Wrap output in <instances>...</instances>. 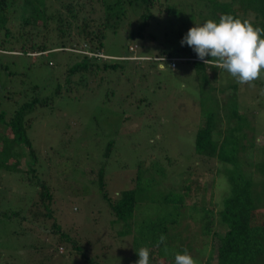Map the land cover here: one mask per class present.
Wrapping results in <instances>:
<instances>
[{"label": "rangeland", "instance_id": "rangeland-1", "mask_svg": "<svg viewBox=\"0 0 264 264\" xmlns=\"http://www.w3.org/2000/svg\"><path fill=\"white\" fill-rule=\"evenodd\" d=\"M164 1H161L163 5L166 4ZM168 1L167 5L182 10L186 0ZM202 9V6L198 7L205 16L200 18L201 24L211 19L210 6L205 8L206 12ZM180 14L158 15L145 30L143 38L130 39L129 33L137 26L132 14L116 33L107 34L102 53L124 57L131 55L127 47L134 45L135 55L156 57L179 31ZM11 23L12 28L19 26L15 19ZM3 49L0 50V115L5 116L4 120L7 121L35 94L43 99L50 97L51 103L36 108L30 115L33 121L27 137L34 149V160L30 158L27 167L25 165L24 176L20 172L0 170V264H67L68 252L61 253L53 242H45L48 239L44 235L45 226L30 221L33 218L24 220V214H28L36 200L38 181L46 184L54 194L57 210H53V219L63 226L76 228L74 233L81 238L110 239L109 221L113 217L98 187L97 171L102 168L104 189L109 196L115 197L132 186L131 178L137 173L138 166L145 174L153 167L155 172H161L156 174L157 179L143 180L144 185H152L153 193H178L184 184V168L190 166L195 172L188 179L185 192L192 201L201 202L204 195L208 198L211 178L215 177L212 205L215 210L221 208L229 185L225 182L226 174L218 175L215 168L222 170L226 163L214 160L207 164L192 155L195 129L202 118L197 111V79L190 63L178 61L174 69L167 65L157 69L150 62L139 59L119 62L124 71L106 72L94 80L79 74L67 80L66 68L77 61L67 51L50 50L44 54L33 52V55L28 50L25 54L14 44H6ZM222 77L220 81L225 83L224 78L231 76L225 72ZM254 83L255 87L239 84L238 101L245 106L242 110L245 117L249 121L251 116L256 119L258 141H264V79ZM214 137L218 140L217 135ZM3 138L7 142V135ZM109 141L114 142V150L105 159ZM19 149L24 151V158L19 154H8L6 160L14 157L24 162L29 157L27 150L22 145ZM30 168L32 171L28 173ZM248 169L254 170L253 167ZM147 195L138 201V219L144 217L147 220L160 214V207L150 200L151 194ZM12 212L19 213L20 217L11 218L9 222L4 215ZM170 235L173 236L172 231L169 232L171 239ZM127 241L124 237L126 246L122 249L113 245L112 251L102 257L104 264H133L135 245L132 248ZM172 241L180 251L175 240ZM105 242L112 244L111 240ZM27 244H31L37 254H33ZM195 252L198 250L194 249L193 258L199 260L200 254ZM155 260L156 253L152 250L150 264H155Z\"/></svg>", "mask_w": 264, "mask_h": 264}, {"label": "trees", "instance_id": "trees-1", "mask_svg": "<svg viewBox=\"0 0 264 264\" xmlns=\"http://www.w3.org/2000/svg\"><path fill=\"white\" fill-rule=\"evenodd\" d=\"M161 1L0 0V50L4 51L3 46L6 44H14L25 54L28 50L31 54H44L50 50L67 51L77 58L65 70L67 80L76 74L94 80L106 72L124 71V66L119 62L136 61L130 59L131 57L150 62L157 69H161L159 66L163 63L157 60L160 57L179 59L173 68L168 61H164L171 69L176 68L178 61L190 63L197 79V111L202 118L195 129L192 155L207 164L214 160H218L220 164L226 163L222 170L221 167L215 168L218 175L226 174L229 185L228 194L221 200V208L215 210L212 205L215 177L211 178L212 186L208 198L204 195L201 202L192 201L191 196L185 192L186 183L195 172L190 166L184 168V184L178 193H153L150 190L152 185H144L143 180L149 177L157 179L156 174L161 172H155L153 167L145 174V171H141L142 167L138 166L137 173L131 178L132 186L123 189L115 197L109 196L104 189L102 168L97 171L98 187L113 217L109 221L110 239H105L111 240L112 244H106L104 238L97 236L81 238L74 233L76 228L57 223L52 214L56 209L54 194L43 182H37L36 200L28 214H24V220L33 218L30 221L45 226L44 235L48 238L45 242H53L61 253L67 251V264H74L75 261L78 264H104L102 257L112 251L113 245L121 246V249L126 246L123 243L124 237L128 238L127 245H132V248L135 245L133 264L139 259L137 252L141 247H147L150 252L154 250L155 264H174V255L183 253L184 249L192 257L194 249L198 250L195 252L200 254L198 264H264V141H258L257 121L252 116L249 121L242 111L245 106L238 101L239 84L232 77L224 78L225 83H221L220 79L226 71L204 65L192 48L180 43L188 29L200 25L201 17L204 19L205 16L198 11L199 6L203 7V12L210 6L209 17L216 22H219L222 15H231L241 20H250L254 27L264 28V0H189L190 3L186 0L182 10L167 5L168 0L164 1L165 5ZM178 12L181 13L179 31L172 35V42L161 49L156 57L135 55L129 49L134 45L127 47L131 53L128 56L111 57L102 53L107 34L116 33L132 14L137 26L129 33L130 39L143 38L145 30L156 16L163 13L168 16L177 15ZM14 19L19 22L17 28L11 27ZM85 51L91 55L84 53ZM99 54L107 58L99 57ZM99 60L102 61L101 64L98 63ZM68 88L71 89V86ZM228 90L229 95L226 96ZM50 103V97L43 99L35 94L7 121L4 120V115H0L2 172H20L24 176L27 170L25 165L27 167L30 158L34 160V149L27 137V130L33 121L30 115L36 108L48 106ZM5 134L7 142H4ZM10 134L12 136L8 138ZM20 145L26 148L29 157L22 163L14 157L6 160L8 154H19L24 158V151L20 152L19 149ZM113 150L114 142L109 141L104 158H109ZM247 155L254 159L251 160ZM250 167L254 170H249ZM31 171L30 168L27 172ZM147 193L151 194L150 200L160 207V214L157 217H148L147 220L144 217L138 219V201L147 198ZM201 203L203 204L200 205ZM4 217L10 222L11 218H19L20 215L12 212L6 213ZM170 231L173 232L171 239ZM161 234L166 236V246L161 244L157 247ZM172 240H175L180 251L172 245ZM27 247L33 254H37L31 249V244H27Z\"/></svg>", "mask_w": 264, "mask_h": 264}, {"label": "clouds", "instance_id": "clouds-1", "mask_svg": "<svg viewBox=\"0 0 264 264\" xmlns=\"http://www.w3.org/2000/svg\"><path fill=\"white\" fill-rule=\"evenodd\" d=\"M180 43L192 48L204 65L226 71L240 85L255 87L256 80L264 79V28L254 27L248 19L222 15L219 22L207 20L189 28ZM157 59L162 60V66H166L163 57ZM165 241L166 236L161 234L156 246L165 244ZM137 255L136 264H150L147 247H141ZM174 264H198V261L184 249L182 254L174 255Z\"/></svg>", "mask_w": 264, "mask_h": 264}, {"label": "built area", "instance_id": "built-area-1", "mask_svg": "<svg viewBox=\"0 0 264 264\" xmlns=\"http://www.w3.org/2000/svg\"><path fill=\"white\" fill-rule=\"evenodd\" d=\"M129 49H130V51H132L133 53H135V51H136V46H131ZM84 53L91 55V53H87L86 51H85ZM98 56H99V57H102V58H104V59L107 58L106 56H103L102 54H99ZM130 59L139 60V59H141V58H138V57H131ZM157 60H159V59H157ZM177 60H179V59H167V58H164V61H168V62H169V66H170L171 68L175 67V62H176ZM160 61H162V60H160Z\"/></svg>", "mask_w": 264, "mask_h": 264}, {"label": "crops", "instance_id": "crops-1", "mask_svg": "<svg viewBox=\"0 0 264 264\" xmlns=\"http://www.w3.org/2000/svg\"><path fill=\"white\" fill-rule=\"evenodd\" d=\"M161 68V66H159Z\"/></svg>", "mask_w": 264, "mask_h": 264}]
</instances>
